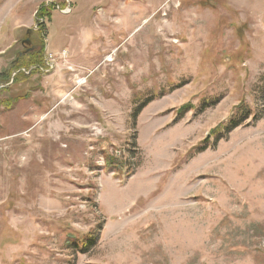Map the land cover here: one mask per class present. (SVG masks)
I'll return each instance as SVG.
<instances>
[{"label": "rangeland", "instance_id": "1", "mask_svg": "<svg viewBox=\"0 0 264 264\" xmlns=\"http://www.w3.org/2000/svg\"><path fill=\"white\" fill-rule=\"evenodd\" d=\"M0 264H264V0H0Z\"/></svg>", "mask_w": 264, "mask_h": 264}, {"label": "trees", "instance_id": "2", "mask_svg": "<svg viewBox=\"0 0 264 264\" xmlns=\"http://www.w3.org/2000/svg\"><path fill=\"white\" fill-rule=\"evenodd\" d=\"M39 61H40V60H39ZM31 64L37 65L38 62L36 61V62H34V63H31ZM31 64H29V65H31ZM42 64H43V57H42V59H41V65H42ZM140 109H141V108H140ZM140 109L137 110V113L135 114L136 117L139 115V113H140V111H141ZM238 125H239V123L235 121V122H233L231 128H236ZM94 243H95V236H92V238H89V239L87 240L86 245H88L89 248H90V247H92V246L94 245ZM78 247H79V246H78ZM89 248H88V249H89Z\"/></svg>", "mask_w": 264, "mask_h": 264}, {"label": "built area", "instance_id": "3", "mask_svg": "<svg viewBox=\"0 0 264 264\" xmlns=\"http://www.w3.org/2000/svg\"><path fill=\"white\" fill-rule=\"evenodd\" d=\"M70 5V4H69ZM68 5V6H69ZM66 7V9H63L62 11L63 12H65V14H70L71 12H72V9H71V7L69 6V7ZM52 63V62H51ZM47 65H50V64H47ZM53 68H54V66H52Z\"/></svg>", "mask_w": 264, "mask_h": 264}, {"label": "water", "instance_id": "4", "mask_svg": "<svg viewBox=\"0 0 264 264\" xmlns=\"http://www.w3.org/2000/svg\"><path fill=\"white\" fill-rule=\"evenodd\" d=\"M25 44L30 45V44H31V41H30V40H26ZM25 44H24V45H25ZM33 50H34V48H31V49L28 50L27 52H30V51H33Z\"/></svg>", "mask_w": 264, "mask_h": 264}, {"label": "crops", "instance_id": "5", "mask_svg": "<svg viewBox=\"0 0 264 264\" xmlns=\"http://www.w3.org/2000/svg\"><path fill=\"white\" fill-rule=\"evenodd\" d=\"M95 7H98V5H97V6H95ZM73 11H74V10H73ZM94 11H95V10H92V11H91V14H92V19H91V22H92V20H93V19H96V18H94V16H93V15L95 14V12H94ZM98 16H100V15H98Z\"/></svg>", "mask_w": 264, "mask_h": 264}, {"label": "flooded vegetation", "instance_id": "6", "mask_svg": "<svg viewBox=\"0 0 264 264\" xmlns=\"http://www.w3.org/2000/svg\"><path fill=\"white\" fill-rule=\"evenodd\" d=\"M30 45H31V44H30ZM31 48H34V50H36L38 47H37V46H32ZM34 50H33V51H34Z\"/></svg>", "mask_w": 264, "mask_h": 264}]
</instances>
